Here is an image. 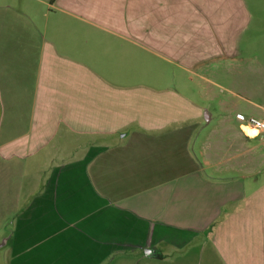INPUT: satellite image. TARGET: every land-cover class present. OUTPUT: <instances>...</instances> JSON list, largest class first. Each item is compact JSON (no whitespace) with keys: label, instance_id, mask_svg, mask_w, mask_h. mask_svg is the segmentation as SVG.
Segmentation results:
<instances>
[{"label":"crops","instance_id":"1","mask_svg":"<svg viewBox=\"0 0 264 264\" xmlns=\"http://www.w3.org/2000/svg\"><path fill=\"white\" fill-rule=\"evenodd\" d=\"M244 8L0 0V264H264V130L214 79Z\"/></svg>","mask_w":264,"mask_h":264},{"label":"rangeland","instance_id":"2","mask_svg":"<svg viewBox=\"0 0 264 264\" xmlns=\"http://www.w3.org/2000/svg\"><path fill=\"white\" fill-rule=\"evenodd\" d=\"M241 2L245 8L240 12L242 28L240 55L234 61L220 64L214 79L238 94L231 95L220 88L216 90L218 99L226 101L225 105L229 103L233 113L239 111L245 119L249 116L260 119L264 109V0ZM166 68L160 70L161 80L164 79L162 81L170 82L173 76L180 83L184 81L183 73L175 71V74L166 75L171 67ZM206 106L216 119L217 111L213 103L208 102ZM10 221V217L0 219V230Z\"/></svg>","mask_w":264,"mask_h":264},{"label":"built area","instance_id":"3","mask_svg":"<svg viewBox=\"0 0 264 264\" xmlns=\"http://www.w3.org/2000/svg\"><path fill=\"white\" fill-rule=\"evenodd\" d=\"M236 118L240 121H245L246 124L251 125L259 130H264V127H261L264 125V118H255L253 116H249L247 119H245L242 115L237 114Z\"/></svg>","mask_w":264,"mask_h":264},{"label":"water","instance_id":"4","mask_svg":"<svg viewBox=\"0 0 264 264\" xmlns=\"http://www.w3.org/2000/svg\"><path fill=\"white\" fill-rule=\"evenodd\" d=\"M6 240H7V237H6V236L0 238V247L3 246V245L5 244Z\"/></svg>","mask_w":264,"mask_h":264},{"label":"clouds","instance_id":"5","mask_svg":"<svg viewBox=\"0 0 264 264\" xmlns=\"http://www.w3.org/2000/svg\"><path fill=\"white\" fill-rule=\"evenodd\" d=\"M261 127H264V125H262ZM257 133L255 131H249V135L250 136H255Z\"/></svg>","mask_w":264,"mask_h":264}]
</instances>
